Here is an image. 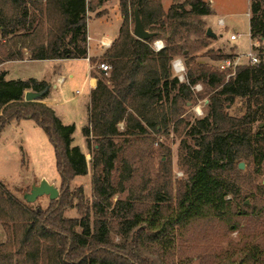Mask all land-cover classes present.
<instances>
[{"label": "trees", "instance_id": "16d2710c", "mask_svg": "<svg viewBox=\"0 0 264 264\" xmlns=\"http://www.w3.org/2000/svg\"><path fill=\"white\" fill-rule=\"evenodd\" d=\"M108 1L0 0V64L26 58L86 59V14ZM171 2L164 11L161 0H118L123 20L118 38L104 55L90 59L102 76L90 92L88 122L81 130L92 155L90 201L82 187L69 188L74 178L87 174L85 155L73 145L75 126L60 122L54 110L41 103L48 84L33 78L6 81L0 73V132L12 121L36 123L53 148L60 183L57 199L42 208L30 207L0 182V224L5 233L0 264H173L168 249L176 228L199 219L230 218L232 202L227 197L234 194L232 180L242 174L238 162L252 164L262 174L264 126L253 132L252 125L264 118V49L254 48L257 65L237 66L226 80L230 71L196 61V53L213 40L201 20L213 14L210 1ZM135 9L154 37H133ZM248 17L251 40H264V0H250ZM155 40L164 43L158 52L151 46ZM203 55L217 63L235 57L211 50ZM177 56L185 59L183 82L170 69ZM100 64L108 70L101 71ZM197 83L210 90L207 112L186 125L185 135L193 144L183 141L181 147L187 178L177 184L175 200L162 185L136 196L128 191L126 199L113 203L134 178L120 154L130 146L129 138L167 129L184 112ZM28 90L43 93V98L24 102ZM236 99L245 101L240 117L226 111ZM73 208L80 218L64 217Z\"/></svg>", "mask_w": 264, "mask_h": 264}, {"label": "rangeland", "instance_id": "374dc122", "mask_svg": "<svg viewBox=\"0 0 264 264\" xmlns=\"http://www.w3.org/2000/svg\"><path fill=\"white\" fill-rule=\"evenodd\" d=\"M210 1L213 14L202 17L204 30L211 28L217 35L216 39L210 40L207 49L196 53V61L216 67L217 62L210 61L203 54L210 51H220L224 54H234L239 59V64H247V54L254 48L264 49V40L253 41L248 33L250 0H205ZM164 8L171 5V0H161ZM224 20V26L218 25V20ZM133 27V24H132ZM239 34L237 41L231 42L230 35ZM252 43L255 46L251 48ZM27 57V56H26ZM180 59L185 67V59ZM172 62V61H171ZM68 64V63H64ZM52 64L48 62H30L27 64L15 63L7 66L10 73L9 79L39 78L48 80L56 86L55 78L50 76ZM93 76L101 79L100 71L96 64L91 66ZM76 71L83 74L84 65L74 64ZM171 69V64H170ZM65 82L53 91L55 93L64 92L67 98L76 97V101H82V95L76 96L81 88V82L71 81L66 72ZM172 76L175 77L173 69ZM229 76H226V80ZM198 89L192 90L191 100L183 108L184 112L179 118L170 124L167 129L161 132L148 131L146 135L140 137H130V146L121 151L131 169L134 170V178L125 184L126 191L117 193L112 202L116 199H126L128 191L136 194L144 189L152 187L167 186L171 191L172 201L175 200L179 183L187 178L181 156L183 141L192 146L193 141L186 133V125H193L198 119H202L207 112L209 89L201 84ZM244 100L236 99L235 103L227 106L228 115L240 117L244 113ZM71 120L76 123L77 129L72 138L73 145L82 147L81 151L85 155L87 174L74 178L69 188H83L84 195L91 200L92 188L91 171L92 155L88 151L85 138L82 137L81 130L86 123L83 105L74 114ZM65 124V123H64ZM264 126V118H259L252 125V131ZM122 129V124L119 125ZM0 182L7 190L24 201L23 195L30 193L32 185L45 179L53 184L60 192L59 175L55 169V156L53 148L42 130L32 120H24L19 126L12 125L0 136ZM244 164L242 174L231 177L234 184V194L227 197L231 204L230 218L221 220L220 218H205L191 222L186 227L176 228L174 231L173 243L168 249V258L173 264H264V168L262 174L255 172L252 164ZM264 167V163H263ZM238 169V168H237ZM230 179V180H231ZM145 194V193H144ZM49 199L46 196L37 198L30 207L40 206L46 208ZM25 202V201H24ZM26 203V202H25ZM89 203V202H88ZM255 210V212H252ZM261 211V213L259 212ZM64 217L79 219L76 210L67 209ZM113 240L119 241V237L111 235ZM5 241V233L0 224V244ZM253 262V263H254Z\"/></svg>", "mask_w": 264, "mask_h": 264}, {"label": "crops", "instance_id": "0c3cea01", "mask_svg": "<svg viewBox=\"0 0 264 264\" xmlns=\"http://www.w3.org/2000/svg\"><path fill=\"white\" fill-rule=\"evenodd\" d=\"M205 1V0H203ZM163 6V5H162ZM170 7V6H169ZM168 7V8H169ZM168 8H164V11H167ZM103 12L102 15L97 16L96 13ZM248 17V13H247ZM87 21V55L86 59H77V60H69V59H61V60H44V61H34L29 59L24 60H10L8 62H4L0 64V73L5 74V80H24V79H9L10 73L7 69V66H11V64H27L30 62H48L52 64L51 74L50 76L55 78L56 86L54 83L49 82L45 79L33 78L38 82H46L48 84V94L41 101L44 105L51 107L57 118L60 122L68 124H73L75 126V130L77 129L76 123L71 120L74 117V114L78 112L80 106L84 107V115H86V123L87 121V109L89 107V95L92 90L98 85L99 79L96 76L92 75L90 59L100 58L104 55L105 51L110 48V46L117 40V36L119 33V28L122 24V18L120 14L118 0H109L105 2L102 6L92 12H87L86 14ZM216 39V38H215ZM237 41V40H236ZM102 42L106 44L102 45ZM253 42V41H252ZM255 46V43H252ZM239 59L237 56L235 57ZM239 61V60H238ZM68 63V64H64ZM82 63L84 65V72L80 74L79 71H76L74 68V64ZM66 72L68 78L73 81L81 82V89L77 91L76 96L82 95V101H76V97L67 98L65 93L59 92L55 93L53 90L58 86H61L62 83L65 82L64 73ZM28 80V79H27ZM24 121H12L10 124L0 132V136L4 131H6L12 125L19 126L20 123ZM2 139L0 138V143ZM82 149V147H79Z\"/></svg>", "mask_w": 264, "mask_h": 264}, {"label": "water", "instance_id": "95a60500", "mask_svg": "<svg viewBox=\"0 0 264 264\" xmlns=\"http://www.w3.org/2000/svg\"><path fill=\"white\" fill-rule=\"evenodd\" d=\"M133 20L134 23L131 32L133 37H136L141 41L148 40L154 37L152 33H149L147 30L144 29L142 20H140L137 9L134 10ZM205 34L207 37H212L213 39L217 38V35L212 32L211 28H208ZM42 98L43 93L34 92L31 90H28V92L24 94V102L39 101ZM238 167L240 170H244L245 168L243 163H239ZM30 190V193H26L23 195L24 201L28 204H31L37 198L42 196H46L49 200H55L59 195V190L53 184L48 183L45 179H42L38 183V185H32Z\"/></svg>", "mask_w": 264, "mask_h": 264}, {"label": "built area", "instance_id": "2783aa9c", "mask_svg": "<svg viewBox=\"0 0 264 264\" xmlns=\"http://www.w3.org/2000/svg\"><path fill=\"white\" fill-rule=\"evenodd\" d=\"M218 25L221 27L224 26V20L223 19H219L218 20ZM239 34H231L230 35V41L234 42L239 38ZM102 45H106L102 42ZM152 49L155 52L160 51V49H162L164 47V43L162 40H155L152 43ZM253 45H251L252 48ZM248 57V61L247 64L251 65V66H255L259 63L258 60V56L257 53H254L253 50L250 49V51L247 54ZM237 66H240L239 61L237 58H227V60H223L217 63L216 67L220 72H228L230 71V73L228 74V76L232 75L235 71V69L237 68ZM98 68L101 71H107L108 67L104 64H100L98 66ZM171 69H173V72L175 73V77L183 82L184 81V77H185V73H186V68H184V65L182 63V61L180 59H175L172 60L171 62ZM199 85L195 84L194 87H192V90L198 89Z\"/></svg>", "mask_w": 264, "mask_h": 264}]
</instances>
